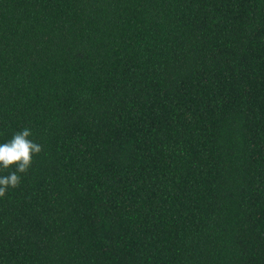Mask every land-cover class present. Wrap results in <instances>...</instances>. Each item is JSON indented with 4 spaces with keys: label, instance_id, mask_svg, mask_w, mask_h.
I'll list each match as a JSON object with an SVG mask.
<instances>
[{
    "label": "trees",
    "instance_id": "obj_1",
    "mask_svg": "<svg viewBox=\"0 0 264 264\" xmlns=\"http://www.w3.org/2000/svg\"><path fill=\"white\" fill-rule=\"evenodd\" d=\"M24 128L0 264H264V0H0Z\"/></svg>",
    "mask_w": 264,
    "mask_h": 264
},
{
    "label": "clouds",
    "instance_id": "obj_2",
    "mask_svg": "<svg viewBox=\"0 0 264 264\" xmlns=\"http://www.w3.org/2000/svg\"><path fill=\"white\" fill-rule=\"evenodd\" d=\"M31 130L24 128L13 133L7 141L0 142V198L10 188H15L21 182L22 173L26 172L32 162V157L41 151V145L29 139ZM14 166V170L6 175L3 170Z\"/></svg>",
    "mask_w": 264,
    "mask_h": 264
}]
</instances>
